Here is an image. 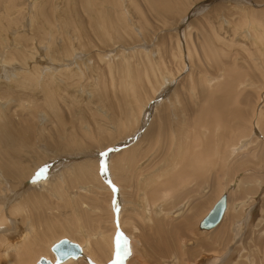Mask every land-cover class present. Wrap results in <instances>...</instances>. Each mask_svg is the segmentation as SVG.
Returning <instances> with one entry per match:
<instances>
[{"label": "rangeland", "instance_id": "374dc122", "mask_svg": "<svg viewBox=\"0 0 264 264\" xmlns=\"http://www.w3.org/2000/svg\"><path fill=\"white\" fill-rule=\"evenodd\" d=\"M0 82L11 132L0 135V197L10 198L0 264L54 261L60 238L95 257L65 264H112L118 232L130 249L122 264H209V252L220 254L212 264H264V0H0ZM79 155L97 158V175L92 186L67 178L62 196L42 188L40 170L20 187L6 173L5 160H22L25 174L35 158ZM18 190L43 199L13 212ZM222 193L224 228L200 230Z\"/></svg>", "mask_w": 264, "mask_h": 264}, {"label": "bare ground", "instance_id": "6f19581e", "mask_svg": "<svg viewBox=\"0 0 264 264\" xmlns=\"http://www.w3.org/2000/svg\"><path fill=\"white\" fill-rule=\"evenodd\" d=\"M148 51H144V54L146 55V56H148ZM150 56V55H149ZM146 58V57H145ZM147 59H148V62L150 63H148V65L150 66V68L152 69V70H154V68H155V64L153 65L152 63H151V60H150V58H148L147 57ZM127 66H128V64H127ZM126 66V67H127ZM128 68V67H127ZM70 74H72V73H70ZM75 74V73H74ZM73 74V75H74ZM151 74H152V72H151ZM153 75V74H152ZM174 74H168V76H169V81L171 80V78L173 79V76ZM68 76H70V75H68ZM158 77V76H157ZM156 77V78H157ZM164 77H166V76H164V75H161V79H162V81H157L156 83H155V85H154V88H153V93L155 94L159 89H161L162 88V86L163 85H165V83L168 81H166L165 80V78ZM213 77H210V78H208V84L210 85L211 83H216V77L215 78H213ZM160 79V80H161ZM166 79H168L167 77H166ZM165 80V81H164ZM14 81H16V80H14ZM28 81H30V78H28V77H25V83H27ZM4 82V81H3ZM248 82V84H250L249 82L250 81H246L245 83H247ZM1 83V82H0ZM18 83H19V85H22V81H21V79L20 78H18L17 79V82H16V86L18 85ZM163 83V84H162ZM244 83V82H243ZM244 83V84H245ZM50 98H51V96L49 95V97H48V101H50ZM76 101V100H75ZM215 107V106H214ZM146 108V110L148 109V107L146 106V103H143V104H141V106H140V108H139V113H140V111L142 110V109H145ZM4 108L2 107V106H0V120H3L4 119V116H3V112H4ZM133 114V113H132ZM135 116V115H134ZM132 117V116H131ZM219 118V117H218ZM135 120V119H134ZM4 121H5V119H4ZM132 121V120H131ZM131 121H129L128 123H130ZM124 122H125V120H124ZM136 122V121H135ZM137 123V122H136ZM124 124H127L126 122L124 123ZM3 125V124H2ZM122 126V125H121ZM126 126V125H125ZM126 128H127V126H126ZM200 129H202V128H200ZM24 130V129H23ZM26 130V129H25ZM63 130V129H62ZM1 131H4V134L2 133L1 134ZM200 131V130H199ZM205 131V130H204ZM23 132H25V131H23ZM206 132V131H205ZM204 132V133H205ZM23 134V133H22ZM109 134V133H108ZM249 134V133H248ZM0 135L1 136H3L4 138H6V139H8V137L9 136H11V132H10V129H8V127H6L5 125H3V126H0ZM72 135V134H71ZM14 136V135H13ZM16 136H18L19 137V135H16ZM25 136H26V134H25ZM202 136V135H201ZM2 137V138H3ZM23 137V136H22ZM245 137H248V136H245ZM244 137V138H245ZM3 138V139H4ZM20 138V137H19ZM17 139V138H16ZM15 139V140H16ZM21 139V138H20ZM69 139V138H68ZM9 140V139H8ZM244 140H246V138L244 139ZM13 141V140H12ZM107 141V140H106ZM16 143V142H15ZM22 144V143H21ZM16 146V145H15ZM20 146V145H19ZM17 147V146H16ZM245 147V146H244ZM19 148V147H18ZM6 150V149H5ZM50 151V150H49ZM43 153V152H42ZM45 153H47L46 151H45ZM44 153V154H45ZM48 155L50 154V153H47ZM96 154V153H95ZM94 154V155H95ZM91 155V154H90ZM97 156H98V154H96ZM81 155H79V156H74V157H71V158H66V157H64V158H59L57 161L56 160H50L51 158L52 159H54L53 157H50L48 160H47V162H46V164L44 165V166H38V165H40L41 163H43L44 164V160H43V158L41 157V159H34V160H37L36 162L34 161V163L33 164H35L32 168H31V170H29V172H27V173H25L24 174V168H26V167H24L23 166V162H22V160L21 161H16L15 159H13L12 161H7V160H5V165H7L6 167H7V171H6V173H7V175L9 176V177H11V178H9V177H7L6 176V178H9V179H11V180H13V178L12 177H15L16 179H18L17 181H19L18 182V185H19V187H20V185H23V183H24V181H23V179L25 178H31V179H34V177H33V175H35L37 172V170H40V169H42V168H44V169H46L45 170V173L44 174H47V176L46 177H44L43 178V176H40V177H37V178H39V179H41V182H42V185H43V189H45V190H50L48 193H52V194H56V195H59V196H62V195H64L65 193L63 192V190H62V184H64V182L66 181V179L67 178H69L70 179V181L72 182V183H76L77 185L76 186H85L84 184H86V185H88V186H92V182L94 181V180H92V175H93V173L95 174L96 173V166H97V161H95V159H97V158H95L94 160H91V159H89V158H83V159H79V157H80ZM63 157V156H62ZM93 157V156H92ZM18 159V158H17ZM61 159V160H60ZM99 159V158H98ZM25 162V161H24ZM12 164V166H13V168H11V167H9L8 165H11ZM196 172H198V171H196ZM199 173V172H198ZM31 174H32V176H31ZM97 175V173L94 175V176H96ZM4 176V175H3ZM53 177V178H52ZM1 178V177H0ZM4 178H5V176H4ZM57 178V179H56ZM96 179V178H95ZM54 180V181H53ZM97 180H98V178H97ZM97 180H95V182L97 181ZM16 181V180H15ZM1 182H3V180L1 181ZM67 182H68V180H67ZM235 183L233 184V187L234 188H236V187H238V182L237 181H234ZM97 183V182H96ZM93 184H95V183H93ZM18 185L17 186H15V189H16V187H18ZM31 185H35L34 183H32ZM65 185V184H64ZM7 187H9L8 185H6ZM18 187V188H19ZM232 187V188H233ZM5 189H7L8 190V188H5ZM92 188H90L89 190H91ZM230 189H231V187H230ZM13 191H14V188L12 189ZM92 191H93V189H92ZM226 191V190H225ZM167 192V191H166ZM166 192H163L162 193V196H164V197H162V198H165L166 199V197L168 196V193H166ZM20 194L21 195V198H19V199H17V200H15L11 205L9 204L8 206H9V209L11 210V211H13V210H17V208H19V207H22V209L25 207V206H23L25 203H27V199H29L28 198V196H30V195H32V197H33V195L34 196H37L36 197V202L38 203V204H40V202L42 201V197L41 196H38L35 192L34 193H29V194H27L26 196H22V194L21 193H23V191H21V190H18V192H16L15 193V195L16 194ZM13 195V193L10 195V196H12ZM125 195V194H124ZM31 197V198H32ZM220 197V196H219ZM228 197V196H227ZM14 199L16 198V197H13ZM161 198V199H162ZM10 200V198L9 197H7V196H4V197H0V205L1 204H6L7 203V201H9ZM36 202H34V203H36ZM84 203V202H83ZM142 205H143V207L146 209V210H148L149 208H148V203H147V199L145 198V195H144V197H143V201H142ZM200 205V204H199ZM242 204H240V206H241ZM1 207V206H0ZM195 207H198L197 205L195 206ZM238 208V207H237ZM7 209V208H6ZM228 209V208H227ZM27 210V209H26ZM1 211H3L2 210V208L0 209V213H1ZM23 211V210H22ZM178 212H180V210L178 209L177 210ZM196 210H194V212H195ZM14 212V211H13ZM4 213V212H3ZM192 213H193V211H192ZM225 213H226V211H225ZM224 213V214H225ZM263 215V214H262ZM10 216V215H9ZM15 216V215H14ZM1 217H2V215L0 214V220H1ZM4 219H6V218H4V216H3V221H4ZM2 220L0 221V222H3ZM37 224H39V223H37ZM76 224V223H75ZM33 225V224H32ZM221 225V224H220ZM219 224H218V226L220 227V229H223L224 227L221 225L220 226ZM63 226V225H62ZM65 226H66V224H65ZM69 226H71L70 224H69ZM217 227V226H216ZM64 228V227H63ZM68 228L69 227H66V228H64L63 230H64V232H68ZM199 228V227H198ZM218 228V227H217ZM33 229H32V226H31V228L28 230V231H26V233H25V231L23 230H21V231H19L18 233H17V236L15 237V239H17V240H11L12 242H13V244H8V245H11V246H16V245H19L20 243H22L23 241H24V239H26L27 237H28V235L30 234V231H32ZM222 232V231H221ZM224 234V233H223ZM81 235V237H82V239L85 241V242H87L86 241V239H85V235H83V234H80ZM46 237H47V235H46ZM89 237H91V238H93V236L92 235H89ZM4 239H5V236H4ZM8 238H6V240H7ZM61 239V238H60ZM68 239V238H67ZM128 239V238H127ZM59 240V239H58ZM57 240V241H58ZM70 240V239H69ZM72 241V240H71ZM129 241V240H128ZM130 241H133V239L131 238L130 239ZM201 241V240H200ZM8 242H10V241H8ZM56 242V241H55ZM198 242V241H197ZM129 243V242H128ZM53 244V243H52ZM80 244V243H79ZM198 244V243H197ZM196 244V245H197ZM33 245H35V248H33L35 251H37L36 253H39V254H46V251H45V249H44V247H43V245H40L39 243H36V244H33ZM32 245V246H33ZM82 245V244H81ZM26 250H29V248H31V247H29V245H27L26 247ZM81 248V247H80ZM82 248H83V253L80 255V256H82L81 258L83 259V260H85V261H87V262H94V260H95V257H94V252L91 250V246H89L88 248H87V250H86V247L85 246H82ZM189 248H191L192 249V247H189ZM204 248H206L207 249V247H204ZM32 248H31V251H33V252H35L34 250H33ZM210 249V248H209ZM186 250V249H185ZM187 250H190V249H187ZM190 251H192V250H190ZM188 252V251H187ZM214 252H219V251H217L216 249H214ZM30 253V252H29ZM83 254H85V256L83 255ZM54 255V254H53ZM175 255V254H174ZM219 255L220 254H215V253H207V254H205V253H203L201 256H204V257H206V258H210V262H209V264H212L213 263V261H217V260H220L219 259ZM244 255V254H243ZM79 256V257H80ZM41 257H43V256H41ZM79 257H73V256H71V257H69L68 259H66V260H64V261H62V262H64L63 264H65V263H69L72 259H77V258H79ZM100 257H102V256H100ZM237 257V256H236ZM40 258V257H39ZM38 258V259H39ZM46 258V257H45ZM54 258H55V256H54ZM173 258V257H172ZM176 258V257H175ZM38 259L36 260V262L38 261ZM46 259H48V258H46ZM234 259V258H233ZM236 259V258H235ZM48 260H50V259H48ZM80 260V259H79ZM237 260H238V258H237ZM53 264H58L57 262H56V260H54V261H52V260H50ZM66 261V262H65ZM76 261V260H75ZM78 261V260H77ZM171 261V260H170ZM36 262H35V264H36ZM165 262H167V261H165ZM60 263V262H59ZM172 263H174V261H172ZM171 263V264H172ZM176 263V262H175ZM206 263V262H205ZM167 264H170V263H167Z\"/></svg>", "mask_w": 264, "mask_h": 264}, {"label": "water", "instance_id": "95a60500", "mask_svg": "<svg viewBox=\"0 0 264 264\" xmlns=\"http://www.w3.org/2000/svg\"><path fill=\"white\" fill-rule=\"evenodd\" d=\"M120 147V146H119ZM227 208V195L222 193L213 203L212 207L198 222L200 230H212L221 222ZM51 252L55 256L57 263L62 262L69 257H79L82 254L80 245L77 242L67 238H61L50 246ZM36 264H53L45 257H40Z\"/></svg>", "mask_w": 264, "mask_h": 264}, {"label": "snow or ice", "instance_id": "6c2138e0", "mask_svg": "<svg viewBox=\"0 0 264 264\" xmlns=\"http://www.w3.org/2000/svg\"><path fill=\"white\" fill-rule=\"evenodd\" d=\"M107 155V152H101L100 156L102 157L99 161V171L101 173H106L107 172V164L106 161L103 159V157H105ZM46 169L42 168L40 169L39 173H37V176L43 175ZM107 183L109 184V186L111 187V190L113 193L117 192L118 189L116 188V186L114 184H112V182L109 180L107 181ZM113 209L115 211H119V209L116 207V203L115 201H113ZM117 252H116V258L115 260L112 262V264H122L123 259L130 255V249L128 247V242L126 239H124V237L118 232L117 233ZM122 249V250H121Z\"/></svg>", "mask_w": 264, "mask_h": 264}]
</instances>
